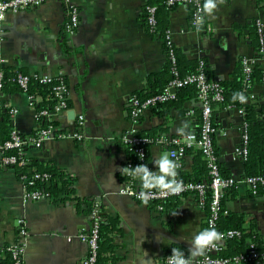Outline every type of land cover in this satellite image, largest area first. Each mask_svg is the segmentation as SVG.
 I'll return each mask as SVG.
<instances>
[{"label":"crops","instance_id":"crops-1","mask_svg":"<svg viewBox=\"0 0 264 264\" xmlns=\"http://www.w3.org/2000/svg\"><path fill=\"white\" fill-rule=\"evenodd\" d=\"M147 2L69 0L78 11L79 22L68 30L65 22L69 13L64 0H47L34 8L9 12L0 27L2 66L24 67L30 74H61L66 82L68 109L52 114L56 125L51 135L40 147L30 144L24 155L52 161L66 170L74 178L77 197L93 198L97 211L118 219L120 231L112 235L117 258L111 264H166L165 257L173 248L182 249L191 260L203 253L191 256L193 237L205 228L206 220L205 206H198L195 194L172 196L157 206L120 192L128 183L144 187L140 178L125 176L128 173L123 168L128 161L133 162L132 166L141 164L130 157L124 138L134 132L160 137L146 148L145 164L157 172L154 161L164 153L171 159L172 140L182 141L189 133H196L200 125L201 103L197 96L168 108V119L152 106L145 108L132 132L129 99L145 87L148 74L164 67L167 58L163 39L150 33L142 21ZM213 3L211 12L204 9L200 31L191 25L188 4L171 7L167 29L181 54L188 59H204L210 80L228 81L240 59L254 56L247 37L248 25L252 18L263 17L256 0ZM262 90L260 84L252 86L257 96L254 100L262 101ZM0 99L17 108L13 116L17 132L29 134L40 126L25 92L17 90ZM78 114L84 118L80 127ZM262 116L264 119V108ZM212 118L220 172L236 182L223 192L224 215H244V225L252 219L264 236V199L251 191L245 181L246 160L235 152L242 145V114L237 107L217 104L212 106ZM74 132L80 137H73ZM197 149L191 145L172 179L193 173ZM23 194L21 176L0 166V248L16 241L17 220L23 218L28 234L22 264H82L88 246L80 235L97 223L91 220L92 212H85V203L51 196L24 201ZM5 254L0 252V257Z\"/></svg>","mask_w":264,"mask_h":264},{"label":"built area","instance_id":"built-area-1","mask_svg":"<svg viewBox=\"0 0 264 264\" xmlns=\"http://www.w3.org/2000/svg\"><path fill=\"white\" fill-rule=\"evenodd\" d=\"M47 0H0V27L5 18L6 14L9 12L20 11L23 9L34 8L42 5ZM68 7L69 18L65 22V27L68 30H72L78 25V11L75 6L69 5V0H64ZM192 4V9L190 13V22L192 27L200 31L201 25L205 20L204 13V3L205 0H166L168 6H174L176 4ZM146 10V23L152 27L155 24V6L152 4L145 5ZM256 22L258 24V30L261 32L263 28V21L260 16H257ZM261 47L258 50L259 57L252 58H243L242 59V73H243V89L242 94L245 96V100L242 102L239 99L240 103H247L251 100L257 98L256 94L252 91V86H250V72L255 64H264V41L263 38L260 39ZM164 47L166 50L167 57L172 63V74L174 78L169 82V84L163 89L162 92L150 96L143 101H140L135 95H132L129 99V114L131 116L133 127L132 132L135 131V124L140 118L142 111L145 108H148L155 104L156 102H161L174 98V90L179 87H183L187 84H193L197 89V96L201 103V117L199 129L196 133H189L182 141L172 140V144L169 147V154L172 160H174L178 167L176 172L181 168L182 159L185 156L186 148L191 145L197 146L201 151L203 158L205 159L206 167L208 169V179L201 181H192V180H180V188L176 192L171 191L170 189H164L161 187L145 189L144 187H138L131 183L126 184L120 192L126 194L135 200L142 202H151L153 200L166 199L171 196H180L183 194H195L197 199V204L200 207L207 205L206 210V220L205 228L215 227L220 233V238L214 241L213 245L206 247L203 253L196 259L191 260L194 264H229L231 262L237 263L241 260H253L255 264H264V251L258 250L254 244H249L246 248L244 254H238L233 257L222 256L221 253L225 248L226 240L237 236L240 234L237 229H219L218 222L222 214L226 213V210L223 208L221 200L223 192L227 187L235 185V179L230 176H224L219 169L217 162L216 153L214 150V135L216 133V127L213 124L212 118V107L211 103L218 102L223 100L220 88H217L215 84L210 82L204 72L199 69L196 72L187 74L182 78L178 77V71L175 68V55L173 52L174 45L171 40V35L169 30L165 31L163 37ZM203 64L200 61L199 66ZM27 76L23 74H18L17 82L22 89L27 87ZM52 78H57L58 83L53 86V90L57 96V102L53 105L51 109L43 110L41 113L52 117V114L62 112L68 109V95H67V86L64 78L61 74L58 75H40V81L46 82L51 81ZM1 79V75H0ZM260 85L263 87L262 92L259 95V98L264 101V76ZM214 92L213 94L210 92ZM30 98V97H29ZM34 99V98H33ZM32 99L30 98V101ZM32 103V101H31ZM4 103L0 99V106ZM8 106V110L11 116H14L17 113V108L11 106L9 103L5 104ZM240 114H243L242 108H237ZM83 115L78 114V126L83 123ZM52 133V127L40 128L34 134L22 138L15 129L10 132V138L6 140L3 144L0 145V160L2 166H7L8 164L14 163L16 161L15 155H5L3 156V150L9 148H18L19 153L22 154L20 149L22 143H29L32 146L40 147L45 139H47ZM73 137L79 138V133H72ZM124 142L128 145L130 150L136 156V163L145 164L147 158V146L152 143V139L148 136L139 135L134 132L131 137L124 138ZM235 152L238 155H241L243 159L247 158V132L246 126L243 124L242 132V145L235 148ZM133 162L128 161L127 167L132 166ZM41 173H34L32 177H22L24 184V194L23 200H39L41 198H50L44 191L40 190H30L31 186L35 179H43ZM245 181L251 187L253 193L257 192V187L259 185H264V172L258 175H249L246 176ZM48 182V181H47ZM209 190V195L206 197L205 192ZM142 192H147L145 198L141 197ZM207 201V202H206ZM96 214V209L92 212ZM27 228L26 223L23 218H18L17 220V238L16 241L12 244L6 246V248H0V252L9 250L11 258L14 260L13 264H22V256L26 245L27 240ZM83 240L87 243L88 252L82 264H93L96 259L97 254V223H94L92 228L87 234L80 235ZM171 253L166 255L165 263L167 264V258ZM187 257V256H186Z\"/></svg>","mask_w":264,"mask_h":264},{"label":"trees","instance_id":"trees-1","mask_svg":"<svg viewBox=\"0 0 264 264\" xmlns=\"http://www.w3.org/2000/svg\"><path fill=\"white\" fill-rule=\"evenodd\" d=\"M256 1L258 3L259 9L261 10V16L264 20V0ZM147 4H152L155 6V24L150 27L146 23L147 14L145 6L143 7L141 16L142 21L147 25V29H149L150 33H157L160 38L163 39L168 25V13L173 6H168L166 4V0H148ZM188 6L190 10L193 7L191 3H189ZM256 19L257 17L252 18L248 25L247 33L248 40L255 50V54L253 56L255 58L259 57L258 50L261 47L260 39L263 38L264 41V28H262L261 32L258 30ZM203 27L204 23H202L201 29ZM173 52L175 55L174 66L178 71L179 78L201 69L206 75L207 79L215 84L217 88H220L223 100L218 102L212 101L211 105L213 107L218 104L223 107H237L243 109L242 118L247 132L248 153L245 161L247 176L263 173L264 119L262 112L264 103L261 104L258 100L240 103L238 97L233 99L234 93H242L243 89L242 59H240V62H238L231 80L215 82L210 80L207 76V67L204 59H188L183 54H181L175 46L173 48ZM200 61L203 62L201 67L199 66ZM172 67L173 65L167 57L166 63L160 71L148 74L145 87L135 92V97L140 101H143L150 96L162 92L163 89L174 78V75L172 74ZM18 74H23L28 77L27 87L25 90L20 88L17 82ZM0 75V96L19 90L25 92L28 97L32 99L31 101L35 109V117L40 126L29 134L19 133L22 138H26L27 136L34 134L40 128L53 127L56 125L54 120L42 114L41 112L43 110L51 109L57 102V96L53 90V86L58 83L57 78H52L51 81L43 82L40 81V75L30 74L24 67L2 66L1 64ZM263 76L264 64H255L250 72V86L260 84L262 82ZM211 93L213 94L214 92L212 91L210 94ZM173 94L174 98L156 102L152 105V107H154L157 112L163 113L167 119L169 115L167 112L168 108L178 107L184 100L197 97V89L193 84H187L183 87L176 88ZM2 102L4 105L0 106V145L10 138V132L14 129L13 116L10 115L8 106L5 105L8 102ZM213 124L215 125L214 121ZM159 128L163 129V126H160ZM138 134L150 137L152 142L160 140L159 136H154L149 132H139ZM29 145V143H22L20 147L22 154L19 153L18 148H9L3 150V156L15 155L16 157V161L14 163L8 164L7 167L13 169L18 176H21V178H31L34 173H41L45 177H43V179H35L33 184L29 186L30 190L44 191L47 195L53 197L56 200L72 198L77 201V204H80L81 202L85 203V212L87 214L93 212L95 210L96 204L94 199L91 197L79 198L74 194V178L68 174L66 170L56 166L52 161H39L37 159L28 158L24 155V151ZM190 147L186 148V151H188ZM128 153L130 157H132L133 161H135L136 156L132 150H128ZM195 160L196 162L193 173L185 176L181 174L180 180L201 181L208 179V169L206 167L205 159L203 158V155L199 149H197ZM0 166H2L1 160ZM125 176L128 177L129 174H126ZM257 193L260 194L264 199V185H259L257 187ZM208 195L209 190L207 189L205 196L207 197ZM180 196H184V194ZM169 198L170 197L161 200H153L149 203L157 204V206H159L165 204V201ZM206 208L207 205L205 204V209ZM91 220L97 222V254L93 264L114 263L117 256L115 255L114 251L115 244L113 243L112 235L120 231L118 219L108 216L100 212V210H96V214L92 216ZM244 224V215L223 214L220 216V220L218 222L219 229H237L240 232L239 235L226 240V248L222 251V256L233 257L238 254H244L246 248L251 243L254 244L258 250L264 251V236H262L258 231L255 222L252 219H249L247 224ZM4 248H6V246ZM5 252V256L0 257L1 264H13L14 260L11 258L10 251L6 250ZM169 253H171V251H169ZM229 264H255V262L253 260L244 259L240 262H231Z\"/></svg>","mask_w":264,"mask_h":264},{"label":"clouds","instance_id":"clouds-1","mask_svg":"<svg viewBox=\"0 0 264 264\" xmlns=\"http://www.w3.org/2000/svg\"><path fill=\"white\" fill-rule=\"evenodd\" d=\"M214 7L213 0H205L204 9L207 12H211ZM239 98L242 102L246 99L242 93H234L233 99ZM154 163L158 167L157 172H153L148 168L146 164L129 166L123 168V171L133 177L141 179L145 189H151L153 187H161L164 189H170L176 192L180 188V182L172 179L176 173L178 164L169 158L167 153L160 155ZM147 192H142L141 197L145 198ZM220 238V233L215 227H208L201 229L193 237V247L191 249V256H196L204 251V249L210 245H213L214 241ZM167 264H192L189 257H186L183 250L180 248H173L171 254L167 258Z\"/></svg>","mask_w":264,"mask_h":264},{"label":"water","instance_id":"water-1","mask_svg":"<svg viewBox=\"0 0 264 264\" xmlns=\"http://www.w3.org/2000/svg\"><path fill=\"white\" fill-rule=\"evenodd\" d=\"M260 103H261V104H263V103H264V101H260ZM0 157H1V154H0Z\"/></svg>","mask_w":264,"mask_h":264}]
</instances>
